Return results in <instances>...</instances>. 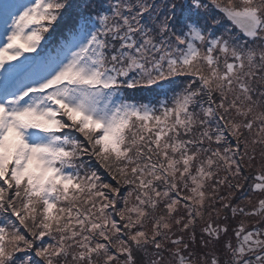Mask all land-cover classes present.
I'll return each mask as SVG.
<instances>
[{"label": "snow or ice", "instance_id": "snow-or-ice-1", "mask_svg": "<svg viewBox=\"0 0 264 264\" xmlns=\"http://www.w3.org/2000/svg\"><path fill=\"white\" fill-rule=\"evenodd\" d=\"M0 264H264V0H0Z\"/></svg>", "mask_w": 264, "mask_h": 264}]
</instances>
